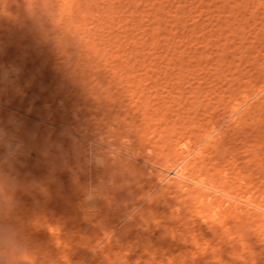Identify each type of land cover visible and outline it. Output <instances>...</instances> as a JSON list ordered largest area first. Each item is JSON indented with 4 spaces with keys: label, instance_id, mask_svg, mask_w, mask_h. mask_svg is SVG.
I'll list each match as a JSON object with an SVG mask.
<instances>
[{
    "label": "rangeland",
    "instance_id": "1",
    "mask_svg": "<svg viewBox=\"0 0 264 264\" xmlns=\"http://www.w3.org/2000/svg\"><path fill=\"white\" fill-rule=\"evenodd\" d=\"M3 60L19 71L10 95L131 152L107 154L102 213L88 219L70 197L83 174L71 132L23 123L14 219L28 264H85L91 250L90 264H264V218L225 201L264 204V0H0ZM180 140L201 152L183 161L189 173L216 188L152 192ZM135 202L134 219L94 248L103 214Z\"/></svg>",
    "mask_w": 264,
    "mask_h": 264
},
{
    "label": "bare ground",
    "instance_id": "2",
    "mask_svg": "<svg viewBox=\"0 0 264 264\" xmlns=\"http://www.w3.org/2000/svg\"><path fill=\"white\" fill-rule=\"evenodd\" d=\"M8 69H13L10 66V60L1 61L0 62V70H8ZM10 79H11L10 83L0 84V126L5 127L9 132H13L15 134L16 138L22 143V154L14 162H17L19 160V158L21 159V157L23 156V154L26 151L25 142H24L23 138L21 137V131L23 128V123H28L29 121H31V122L36 123V125H38L39 128L41 127V125H43L44 127L43 126H42L43 128L41 127L42 128L41 132H42V134H45L47 136L52 135L53 132L57 129V127L65 129L66 132H68V133L71 132L72 135L68 136V138L72 141L73 144L76 145V147H78L79 158H80L79 160L81 161V163H82L81 166L83 167V169H82L83 174L79 179H77V181H75V187L73 190L74 192L71 193V196H70L73 199L72 201H74V203H75L74 208L77 209L75 211H79L80 214L82 213L85 217L89 216L91 218H92V216L95 217L98 214H101L102 213V207H101L102 193H101L100 183L102 182V177H101L100 172L106 170V168H107V165H108V155L107 154L111 153L112 156H117L116 151H119V149L115 146H112L111 142L109 140H107L106 138H104L103 136H97L96 134H90L91 132H89L88 130H87L88 132L85 130L79 131L78 129L75 128V126L65 127L64 125H62L60 123V121L55 120V117H53L52 110H51L49 104L43 105V107H44L43 113H41V114L37 113L31 107H27L24 104L25 101L22 100L21 95L14 96V95H10L8 93L9 88H13L18 84V81H19L18 69L14 70L12 72ZM261 79H262V82H264V78H261ZM260 87H261L260 89H264V84H262ZM260 93H261V90H260ZM262 94H264V92H262ZM258 97H260V96H258ZM261 99H264V98H261ZM255 101L258 102L259 101L258 98H256ZM252 105H253V101L249 105H247V109L250 108ZM233 106H235V105H233ZM73 114H74V117H77L78 112L74 111ZM10 117H13L15 119V121L18 122V127L13 128L12 125L9 124V118ZM40 121L43 124L40 125V123H39ZM230 121H232V120H230ZM211 128H212V126H211ZM212 129H210L209 131H211ZM213 131H214V129L211 132L216 133ZM211 132H209V133H211ZM206 134L209 135L208 133H206ZM217 134H218V136H212V137H217L216 139L219 140L220 139L219 137L221 135L219 136V133H216L215 135H217ZM126 141L127 140H124L123 142H126ZM176 143H177V144H175L176 147H174L175 151L180 152L181 157L179 160H175V161L168 160V161H166V163L162 164V166L157 165V167H159L160 170H159V172H157V170H156L157 174H155V177H154L156 179H155V183L153 182L154 185H153L152 192L153 193L157 192V195H159V194H161V193H159V191L162 188H164V187L170 188L174 185L182 187V189L181 188H178V189L184 190L185 189L184 187L188 188V186L190 187V185L193 183H194L193 185L197 184L198 186H205L206 188L210 187L208 189L214 188L215 186H213L212 184L210 186L209 185L206 186L207 182L204 180V177L195 176L194 174L189 173V170L187 168L188 166H187V164L183 163V161L188 156L192 155V154H189L192 152V150L190 149L191 151H189V149H187V147L185 149L184 146L187 145V143H184L183 141L181 142V140L177 141ZM2 151H3V149H0V152H2ZM119 152H122L125 155H130V153H131L128 146L122 148V150ZM192 153H194L193 156L197 159V158H199V154L201 152H200V150L195 149V152H192ZM193 156H192V158H193ZM187 159L189 161V159H191V158H187ZM193 161H194V159H193ZM147 162H148V160H147ZM151 163L152 162H150V164ZM152 165L155 166L156 164L153 162ZM153 172H154V170L151 168L149 171L151 176H153V174H154ZM175 188H177V187H175ZM197 188L199 189V187H197ZM213 190L215 191V189H213ZM152 192H150V193H152ZM206 192H207V190H206ZM212 192L213 191L210 190L208 192V196L205 195V197H209V195ZM217 192L219 194H216V195H220V193L224 194V191L222 189H217ZM204 194H207V193L204 192ZM216 195H214V196H216ZM225 195L227 196V198L225 200L226 202L232 203V204L234 203V206L235 205L240 206L242 203H244V205H246L248 203L250 206L251 205L253 206V207L249 206L248 207L249 209L256 208L254 210H257L258 213H256L255 211H253V212H255L259 217L262 216V218H264V204L254 205L253 204L254 202H252L251 199H249L250 197H244V196L240 197V195L239 196L238 195H231L230 193H229V195L227 193H225ZM222 199H223V197H222ZM212 200H215V199H212ZM138 201H139V199H138ZM132 205H134V206H132ZM132 205L130 206V208L125 209L122 212H119V211L116 212L118 215H116V217L112 218V220H110V221H109V219H110L109 214H103L102 220L100 222V226H103V224H107L108 226L104 225L105 230L103 231V234L101 236H97L95 238L94 248H96L97 246L99 247L102 244V246L99 247L102 250L105 246H108L110 241H112L111 239L113 238V235L115 233H118L119 231H121V229L125 226L126 223H128L134 219V216L137 213V212H135V210L141 204H140V202H135ZM89 217H87V218L91 219ZM100 226H99V228H102ZM93 231H92V233H93ZM98 251H100V250H98ZM91 253H92V250L90 251V253H88V255L86 254V256L84 257V260H86L85 264H90V262L92 261L94 254H91Z\"/></svg>",
    "mask_w": 264,
    "mask_h": 264
},
{
    "label": "clouds",
    "instance_id": "3",
    "mask_svg": "<svg viewBox=\"0 0 264 264\" xmlns=\"http://www.w3.org/2000/svg\"><path fill=\"white\" fill-rule=\"evenodd\" d=\"M13 71L0 70V84L10 83ZM9 124L13 128L18 127L13 117L9 118ZM0 149H3L0 152V264H28L24 257L31 254L32 247L14 219L19 206L16 193L24 187L14 166V161L22 154V143L13 132L2 126ZM45 264H50L48 258H45Z\"/></svg>",
    "mask_w": 264,
    "mask_h": 264
}]
</instances>
